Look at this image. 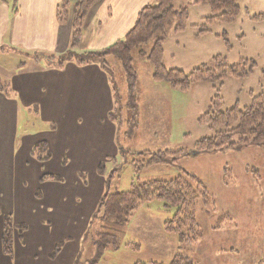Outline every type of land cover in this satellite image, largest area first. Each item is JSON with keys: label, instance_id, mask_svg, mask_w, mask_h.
Listing matches in <instances>:
<instances>
[{"label": "rangeland", "instance_id": "1", "mask_svg": "<svg viewBox=\"0 0 264 264\" xmlns=\"http://www.w3.org/2000/svg\"><path fill=\"white\" fill-rule=\"evenodd\" d=\"M236 4L239 14L234 23H214L207 26L208 33L197 36V27L210 15L209 7L195 5L193 0H175V8L188 9L187 26L183 31L170 32L162 44L165 68L185 73L202 65L212 68L211 60L217 55L225 58L229 65L242 59L255 62L256 66L246 78L225 79L219 91L223 110L236 104L240 109L248 107L252 96L264 92V21L251 19L264 12V0H236ZM153 42L130 52V65L136 75L132 88L119 60L106 58L108 67L102 68L114 91L116 120L108 116L115 126L114 160L103 158L97 165L84 167L73 161L65 163L56 154L53 143L52 158L44 163L20 154L16 170L26 190L41 188L38 177L45 173L60 175L64 180L51 187L72 189L77 183L75 171L79 168L84 171L78 173L81 181L87 183L81 209L69 213L75 214L76 221L66 222L61 213L51 212L57 216L56 221L50 220V224L40 228L46 234L44 247L50 246L51 259L62 250L64 264H171L177 255L187 257L193 264H264V147L243 146L235 136L227 142L236 143L231 150H199L197 141L225 130L224 126L210 127L199 122L210 112L214 88L209 83L199 82L181 90L167 82L154 81L152 65L139 56L141 51L149 54ZM46 56L49 57L47 66H56L59 56ZM36 57L41 55L21 53L7 40L0 45V64L10 71L31 65ZM36 110L32 106L19 115L18 139L23 136L20 152L46 136L52 138L51 123L46 122L49 126L45 127ZM165 150L181 151L184 156L175 161L169 156L156 166H137L136 162L144 158L140 153ZM100 164L105 167L102 177L97 171ZM177 177L206 194L195 207L196 233L189 230L188 225L181 229L182 236L165 233L163 225L172 219L177 208L158 199L144 202L123 226L93 217L97 199L107 191H127L132 184ZM15 232L21 235L18 228ZM37 232L34 227L31 235L36 236ZM105 234L115 237L107 238ZM192 237L195 239H189ZM57 246L60 250L54 253Z\"/></svg>", "mask_w": 264, "mask_h": 264}, {"label": "crops", "instance_id": "2", "mask_svg": "<svg viewBox=\"0 0 264 264\" xmlns=\"http://www.w3.org/2000/svg\"><path fill=\"white\" fill-rule=\"evenodd\" d=\"M9 1L0 0V45L7 40L21 53L41 57L33 59L31 65L23 63L24 66L12 71L0 64V227L2 215L10 216L15 225L27 227L21 235L15 232L12 257L3 254L0 239V264H64L62 250L56 258H50V246L44 247L46 234L40 228L50 224V220L56 221L57 216L51 212L61 213L66 222L76 221L75 214L69 213L81 209L87 183L81 181L78 173L84 171L80 168L75 171L73 176L77 183L72 189L51 187L63 183V178L57 175L60 182L42 181V174L38 177L41 188L26 190L16 164L22 153L26 159L36 160L31 150L37 143L29 144L20 152L23 136L18 139L19 115L35 106L44 126L48 121L51 123L52 138L46 136L39 141L47 144L50 158L53 143L56 154L65 163L73 161L83 165L81 167L97 165L103 158L115 159L112 158L115 156V126L108 118L115 109L114 91L107 74L96 64L78 66L69 60L61 69L47 66L46 55H64L70 44L69 22L60 24L55 16L62 0ZM77 2L69 0L70 15ZM153 2L100 0L87 13L76 51H101L122 40L133 27L139 11ZM34 227L38 231L36 236L31 235Z\"/></svg>", "mask_w": 264, "mask_h": 264}, {"label": "trees", "instance_id": "3", "mask_svg": "<svg viewBox=\"0 0 264 264\" xmlns=\"http://www.w3.org/2000/svg\"><path fill=\"white\" fill-rule=\"evenodd\" d=\"M6 2L7 0H1ZM100 0H78L72 14H69V0H62L56 8L55 16L60 24H70L71 37L69 48L64 55L58 57L56 67L61 69L66 61H73L78 66L99 63L101 68H107L106 58L119 60L127 73L129 88H132L136 75L131 67L130 52L135 47H141L149 41L154 40L149 54L139 52L140 57L146 58L152 65V79L156 82H167L170 86L187 90L194 83H209L215 91L210 101V112L205 113L200 123L208 124L210 127L224 126L225 130L217 132L213 137L202 138L197 141L199 150H231L236 143H227L232 137L237 136L239 143L243 146L250 144L264 147V92L252 96L251 104L240 109L238 104L230 109H222V98L219 95L220 88L227 77L244 79L252 73L256 66L252 60L242 59L234 65H229L225 58L217 55L212 58V68L202 65L194 68L188 73L179 69H166L162 63V44L170 32L183 31L187 26L188 9L185 7L175 8V0H154L152 4L144 6L138 13L136 21L126 36L101 51H85L78 53L81 43L83 23L87 13ZM193 4L207 5L210 15L203 18V25L198 28L197 36L209 32L207 26L214 23H234L239 14L236 0H193ZM254 21H264V12L253 15ZM229 49L228 44L226 43ZM49 59V57L47 58ZM116 120V108L108 115ZM144 158L136 162L137 166H156L163 163L169 156L175 161L183 157V152H170L168 150L155 153H140ZM33 156L39 162L50 159V152L45 142L37 143L31 150ZM103 164L98 166L99 174H104ZM110 179V178H109ZM42 181H61L57 175L44 174ZM206 194L193 187L188 181L181 177L169 180H148L138 184H132L127 191L111 193L107 191L98 201L94 218L123 226L133 217L135 212L144 202L153 199L162 200L167 206H175L176 212L171 220L164 223L163 229L167 234L178 233L182 236L181 229L190 226L189 230L194 232L198 229L195 219V207L200 199ZM15 228L22 234L27 229L26 225L17 227L8 215H2L1 245L2 252L8 257L13 255V237ZM181 232V233H180ZM196 233V232H195ZM107 238L114 239V235L105 234ZM195 236V235H194ZM195 239V237L189 238ZM189 241V240H188ZM60 250L56 247L54 253ZM53 253V254H54ZM53 256V255H52ZM135 264H145L136 262ZM171 264H193L187 257L177 255Z\"/></svg>", "mask_w": 264, "mask_h": 264}]
</instances>
